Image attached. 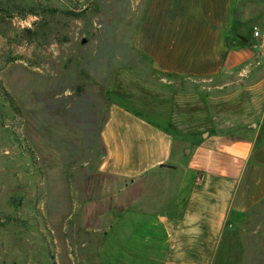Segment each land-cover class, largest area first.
<instances>
[{"label": "crops", "instance_id": "crops-1", "mask_svg": "<svg viewBox=\"0 0 264 264\" xmlns=\"http://www.w3.org/2000/svg\"><path fill=\"white\" fill-rule=\"evenodd\" d=\"M257 1H143L131 48L159 74L207 82L208 106L200 90L174 115L111 102L84 214L99 264H225L227 231L264 203Z\"/></svg>", "mask_w": 264, "mask_h": 264}, {"label": "rangeland", "instance_id": "rangeland-1", "mask_svg": "<svg viewBox=\"0 0 264 264\" xmlns=\"http://www.w3.org/2000/svg\"><path fill=\"white\" fill-rule=\"evenodd\" d=\"M143 1L0 0V264H99L84 214L111 102L174 115L200 90L208 106L207 82L159 74L131 48ZM251 215L227 231L225 264H264V203Z\"/></svg>", "mask_w": 264, "mask_h": 264}, {"label": "built area", "instance_id": "built-area-1", "mask_svg": "<svg viewBox=\"0 0 264 264\" xmlns=\"http://www.w3.org/2000/svg\"><path fill=\"white\" fill-rule=\"evenodd\" d=\"M251 36L254 42L256 43V45H258L260 55L262 59L264 60V32H262L256 26H253L251 30Z\"/></svg>", "mask_w": 264, "mask_h": 264}, {"label": "trees", "instance_id": "trees-1", "mask_svg": "<svg viewBox=\"0 0 264 264\" xmlns=\"http://www.w3.org/2000/svg\"><path fill=\"white\" fill-rule=\"evenodd\" d=\"M46 264H58V262L55 259L54 254L50 255V261L48 263H46Z\"/></svg>", "mask_w": 264, "mask_h": 264}, {"label": "water", "instance_id": "water-1", "mask_svg": "<svg viewBox=\"0 0 264 264\" xmlns=\"http://www.w3.org/2000/svg\"><path fill=\"white\" fill-rule=\"evenodd\" d=\"M82 41L85 42V39H83ZM249 126L253 127V126H255V124L252 123V124H250Z\"/></svg>", "mask_w": 264, "mask_h": 264}]
</instances>
